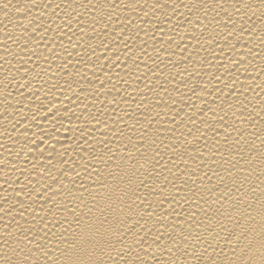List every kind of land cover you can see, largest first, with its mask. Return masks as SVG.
<instances>
[{
    "label": "bare ground",
    "instance_id": "6f19581e",
    "mask_svg": "<svg viewBox=\"0 0 264 264\" xmlns=\"http://www.w3.org/2000/svg\"><path fill=\"white\" fill-rule=\"evenodd\" d=\"M0 264H264V0H0Z\"/></svg>",
    "mask_w": 264,
    "mask_h": 264
}]
</instances>
